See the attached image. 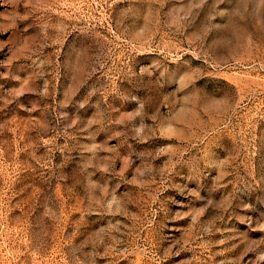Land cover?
I'll return each mask as SVG.
<instances>
[{"label":"rangeland","instance_id":"obj_1","mask_svg":"<svg viewBox=\"0 0 264 264\" xmlns=\"http://www.w3.org/2000/svg\"><path fill=\"white\" fill-rule=\"evenodd\" d=\"M0 264H264V0H0Z\"/></svg>","mask_w":264,"mask_h":264}]
</instances>
